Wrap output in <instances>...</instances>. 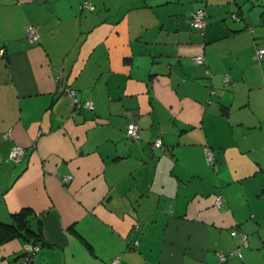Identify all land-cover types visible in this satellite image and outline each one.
Here are the masks:
<instances>
[{"label":"crops","instance_id":"1","mask_svg":"<svg viewBox=\"0 0 264 264\" xmlns=\"http://www.w3.org/2000/svg\"><path fill=\"white\" fill-rule=\"evenodd\" d=\"M258 47L264 0H0V221L30 207L46 241L26 263L7 241L0 264H218L237 246L225 264H264ZM60 71L93 109L58 94Z\"/></svg>","mask_w":264,"mask_h":264},{"label":"built area","instance_id":"2","mask_svg":"<svg viewBox=\"0 0 264 264\" xmlns=\"http://www.w3.org/2000/svg\"><path fill=\"white\" fill-rule=\"evenodd\" d=\"M81 5H86L87 7L91 8L92 5L90 2L88 1H84L83 4ZM233 17H235V15H233ZM190 23L194 28H203L204 24H205V10L203 8H198L196 9L194 12L191 13V19H190ZM26 37L28 38V40L30 41H35L38 38V32L36 30V27L32 24H27L26 25ZM256 57L258 59H261L262 57H264V47H260L256 50ZM193 60L196 63H203L204 62V57L203 55L197 54L195 56H193ZM56 82H57V90L59 92L65 93L67 95L72 96L74 94V90L71 89L70 87H62L61 86V71L60 74H58L56 76ZM76 102V99H74ZM75 109H78L80 107H85L87 109H92L93 108V102L90 100H87L85 102H83L81 105L79 103L76 102L75 105ZM126 136L128 137V139L130 140H138L140 138V128L136 123H130L126 126ZM162 139L161 137H157L154 139V141L152 142V146L153 147H162ZM24 153V147L21 145H14L10 151L9 154V158L11 160L14 161H19L22 157ZM205 155H206V160L208 162L213 161V154L211 152V150L206 149L205 150ZM70 179L69 175H65L62 177L63 181H67ZM222 202V197L221 195L216 196L215 198V203L216 205H221ZM230 234L232 236L235 235H239L241 238V241L244 242L246 239L247 234L243 231L237 230V229H232L230 231ZM137 242L135 241L134 244H136ZM40 245L39 244H32V243H26L24 245L23 248V254H22V258L24 259V263H26V261L28 260L29 256L34 253L35 251H37L39 249ZM231 256H237V257H241V251L240 249H235L231 252H229L228 254H219L218 258H219V262L218 264H224L225 262H227L228 257ZM113 264L118 262V258H114V260L111 261Z\"/></svg>","mask_w":264,"mask_h":264},{"label":"trees","instance_id":"3","mask_svg":"<svg viewBox=\"0 0 264 264\" xmlns=\"http://www.w3.org/2000/svg\"><path fill=\"white\" fill-rule=\"evenodd\" d=\"M92 5V4H91ZM198 9V8H197ZM195 11V10H194ZM233 15H235V17H233ZM232 17L236 20L240 19L238 14H233ZM205 16H206V12H205ZM33 25V24H32ZM191 25V23H190ZM205 25V24H204ZM192 26V25H191ZM193 27V26H192ZM204 27V26H203ZM248 27V26H247ZM194 28V27H193ZM195 29H199L201 30L202 28H195ZM260 48V47H258ZM257 48V49H258ZM256 49V50H257ZM204 57V56H203ZM256 59L261 62L264 61V57H262L261 59H258L256 57ZM194 61V60H193ZM205 62V60H204ZM203 62V63H204ZM196 63V62H195ZM203 63H198V64H203ZM207 75H210V70H206ZM229 77L227 75H225L224 80H228ZM62 86V85H61ZM72 89V88H71ZM211 89V93L216 94L215 89L212 88L210 86ZM74 90V89H73ZM56 91L58 92V94H64L67 95L65 93L59 92L56 88ZM75 95V90H74V94L72 95L73 99H76L74 97ZM70 96V95H68ZM76 102L79 103L80 105L83 102H79L76 99ZM75 102V103H76ZM83 107L78 108V110H81ZM94 108V105H93ZM92 108V109H93ZM87 109V108H86ZM128 138V137H127ZM130 140V139H129ZM133 141V140H132ZM209 149L211 150L212 154H213V161L208 162L206 160V155H205V150ZM204 158L206 163L214 168V170L217 169V162L219 161L217 155L215 154L214 150L210 147V146H205L204 147ZM41 215L42 213H36L33 209H31L30 207H23L21 208L19 211L12 213L9 215L8 220H4V221H0V245L4 244L5 242L15 239V238H19L21 239L24 243H32V244H39V245H45L46 241L43 238V233H42V224H41ZM71 230H73L71 228ZM247 237V236H246ZM237 249H240L239 246L236 247ZM235 248V249H236ZM234 249V250H235ZM233 251V250H232ZM241 251V250H240ZM231 252V251H230ZM224 254V253H223ZM242 254V253H241ZM237 257V256H236ZM242 257V256H241ZM228 259H230V257H228ZM228 261V260H227ZM226 263V262H225ZM224 263V264H225Z\"/></svg>","mask_w":264,"mask_h":264},{"label":"rangeland","instance_id":"4","mask_svg":"<svg viewBox=\"0 0 264 264\" xmlns=\"http://www.w3.org/2000/svg\"><path fill=\"white\" fill-rule=\"evenodd\" d=\"M255 16V18H258V19H260L256 14L254 15ZM232 229H234V228H232ZM240 240H241V238H240Z\"/></svg>","mask_w":264,"mask_h":264}]
</instances>
